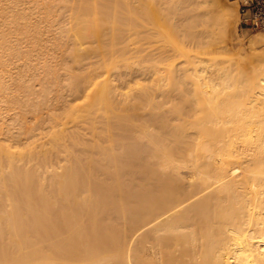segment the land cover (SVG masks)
Wrapping results in <instances>:
<instances>
[{
  "label": "bare ground",
  "instance_id": "obj_1",
  "mask_svg": "<svg viewBox=\"0 0 264 264\" xmlns=\"http://www.w3.org/2000/svg\"><path fill=\"white\" fill-rule=\"evenodd\" d=\"M7 8L0 19V52L9 51L0 55V264H264V99L239 88L244 99L233 90L227 99L229 83L242 75L219 73L206 95L186 101L179 127L173 122L181 115L166 106L183 100L181 68L168 84L134 88L131 82L157 73L125 65L129 52L145 51L134 36L200 37L194 28L209 11L228 30L232 7L221 0H12ZM169 49L152 50L166 62L181 51ZM260 63L263 92L264 56ZM220 82L229 86L219 90ZM252 85L244 87L253 95ZM82 93L91 100L74 106ZM143 102L149 108L138 107ZM140 109L146 120L136 123ZM21 145L25 152L12 150Z\"/></svg>",
  "mask_w": 264,
  "mask_h": 264
},
{
  "label": "rangeland",
  "instance_id": "obj_2",
  "mask_svg": "<svg viewBox=\"0 0 264 264\" xmlns=\"http://www.w3.org/2000/svg\"><path fill=\"white\" fill-rule=\"evenodd\" d=\"M6 1H5V3H3V2L0 3V19H1V16L4 15V13L6 15V13L10 10V8H7V7L10 6V1H12V0H6ZM8 1H9V3H8ZM221 3L225 4V5H229L234 10L233 17L230 19V21H231L230 22L231 23L230 28L228 30L225 29L221 23H219V21L217 20L218 18H216L217 15L214 13H211L209 11V14H207L201 20V23L198 25V27L194 28L195 31H197V32H199V34H201L200 37L183 36V35H179L178 33L174 32V31H168L164 34H157V35H155L153 37H149V38L148 37L143 38L141 36L143 38V39L140 38L142 41H140V39H139L140 36H134V38L132 37L133 39L137 38V40H139L141 43L140 44V43H138L139 41L134 40V42H135L134 47H136V42H137V44L139 46L142 45V48L145 47V49H143V51L145 50L144 51L145 53L144 52L140 53L138 50H134V51L132 50L131 51L132 53L129 52L126 55V56L129 55L130 57L128 56V59L126 58L125 65H128V66H131V65L136 66L137 65L136 67L141 66L144 69H147L149 67V68H153V70L157 74L159 73L158 75L156 74L157 76L154 75V77L151 78V80L145 81V80L139 78L136 82H133V83L131 82V85L134 88H139L140 86H143L145 84H146L145 86H151V85H161L162 86V85L168 84L169 83L168 80L174 74V72L177 71V68H181V70H182V72H181V70H180V72L183 74V89L181 88L182 90H180V89L179 90L181 91L180 94L183 93V100L182 101L180 100V102H179V98L182 97L180 95L177 97V99H175V101H173V102H178V103L172 102V104H168L169 107H168V105L166 106L167 109H170L172 115L174 114V111H175L174 117L178 116L176 112H178L179 115H181L180 121L173 122V124H176V126L183 127V122H184L183 119H184V116L186 115L185 112L189 109L188 106L186 107V105H187L186 101L188 99H191L192 97L200 96V94L204 95L205 93H202L203 90H205L206 87L208 88L209 85L213 86L216 83V82L213 83L209 78H211L213 76L215 78V80L217 79L216 81L218 82L219 81L218 77L220 76L219 73L221 75L223 73V76L225 75V73L227 75L229 74L230 77L232 75H234L235 77L237 75H239L237 78H239L242 75L238 80L235 78L234 81L237 80V82L238 81L241 82L239 84L243 87H241L240 85H239L240 87H238L237 86L238 84H236L234 81H232V83L231 82L229 83L232 85L231 89L228 87L229 84L222 83V82H220V84H218L217 88L219 90L225 86L228 87L226 93L230 94V96L228 95L229 97L227 96V99H229L231 97V95H233V93H235V92H232V90L236 91V93L238 92V95L240 94L239 90H241V94L244 97L246 95L245 91H248V94L251 95L252 97H254V95L256 94L255 97L257 99L261 95L260 99H258V100L264 99V93H263L264 91L263 92L260 91L261 88H259V86L257 87V84H256L257 81L259 82L258 79L262 75L261 69H260V67H261L260 58H261V56H264L263 55L264 54V32L263 31L249 32V31L239 30L238 25H237L238 24V16H237L236 4L234 2H232L231 0H221ZM7 9H9V10H7ZM206 13H207V10H206ZM4 20H5V18L2 17V20H0V22H2ZM2 23H4V22H2ZM2 27L3 26L1 25L0 29ZM1 39H2V37H0V40ZM255 40L258 42H256ZM159 47H161V48L164 47L167 50L169 48H170L169 50H171V48H172V50H175V48H177V49L180 48L181 51H178V53L173 51V53L176 54L174 56V59L166 61V62H161L160 59H156L157 53L159 51ZM152 49L158 50V51L156 52ZM146 51L147 52L150 51L154 55H155L154 52H156L155 57H154V55L152 57L146 55V54H148ZM2 53L3 52H0V55L6 56L9 53V51L7 52V54H6V52L4 54H2ZM6 57H8V56H6ZM149 57H151V58H149ZM139 63H141L142 65ZM179 63H180V65H179ZM159 68H161V69H159ZM159 70H160L162 76H161ZM198 70H200V71L206 70L205 72L207 75L206 76L202 75L204 73H202ZM199 73H202V74H199ZM241 78H242L243 82L241 81ZM245 79L251 85H252V83L253 84L255 83L254 88L257 87L255 89V91L253 88H251L254 91L253 95L250 94L251 93L250 89L245 88L246 86L251 87V85L249 86V84L246 83L247 81ZM139 82H140V84L142 82V84L138 85ZM233 82L235 83L234 85H233ZM221 83H222V85H221ZM245 83L247 85H245ZM124 86H125V84H124ZM19 87L20 88H18L16 93L23 90L21 86H19ZM252 87H253V85H252ZM238 88H239V90H238ZM258 88H259V90H258ZM123 89H125V88H123ZM123 89L121 91L125 92ZM126 89L125 90L127 92L128 88H126ZM15 90L16 89L14 88V92H15ZM257 90L260 92H258ZM262 90H264V86H263ZM230 91H231V93H230ZM242 91H243L244 95H243ZM249 91H250V93H249ZM261 92L263 94H261ZM225 94L219 95L220 100L224 99ZM241 94L239 96L241 97V99H244L241 96ZM84 95L86 96V94H84ZM84 95L82 93L79 96V98L76 101H74V103H75V104L73 103L74 106H79L80 104L86 105L89 103V101L91 99L88 97H84ZM262 95H263V97H262ZM248 96L246 95V98ZM251 96H250V98H251ZM159 99H161V100H156V101H162L163 100L162 98H159ZM225 101H226V97H225ZM144 102L146 104L149 103L148 101H144ZM144 102H143V104L140 103L138 107H140L142 105H145L148 107V105H146ZM174 104H176V106ZM170 105L172 107H170ZM173 106H175V107H173ZM182 107H183V112L181 111L182 113L179 112L178 110L176 111V109L182 108ZM185 107L187 110L185 109ZM142 108H144V106ZM141 109L137 111L139 113H135L136 115L134 114L133 120L136 123L137 122L139 123V121H141V118H142L141 122H144L143 120H146V118H143V115L146 114L145 113L146 111H143ZM62 113L64 115L66 114L63 111H62ZM62 113L60 112L59 114L61 115ZM8 116H10L9 118H11V119L14 118L13 117L14 115H11V113ZM136 117H137V121H136ZM10 122H11V120L8 121V124ZM8 124H5L3 126L6 127ZM147 140H149V138L143 140V142L145 141L146 143L145 142L144 143L148 144L149 141L147 142ZM13 143H11V144H13ZM2 144L4 145V143H2ZM148 145L150 147L148 149L155 148V145H152V144H148ZM27 148L28 147H23V146L20 147L19 146L18 148L12 149V150L13 151L15 150L16 152L17 151L25 152L27 150ZM149 155H150V157H152V153H150ZM153 156H155V158H156V154H154ZM157 158H158V155H157ZM139 167H136L135 171L139 172L140 170H144V168H145V167H143V168L140 167L141 168L140 169ZM48 179H49V177H48ZM43 180H44V178L42 177L41 181H43ZM46 183H47V181H46ZM49 183H50V181H49Z\"/></svg>",
  "mask_w": 264,
  "mask_h": 264
},
{
  "label": "built area",
  "instance_id": "obj_3",
  "mask_svg": "<svg viewBox=\"0 0 264 264\" xmlns=\"http://www.w3.org/2000/svg\"><path fill=\"white\" fill-rule=\"evenodd\" d=\"M236 4L241 31L264 32V0H231Z\"/></svg>",
  "mask_w": 264,
  "mask_h": 264
}]
</instances>
